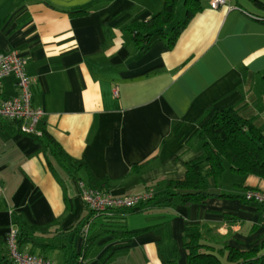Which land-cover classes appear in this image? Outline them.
Masks as SVG:
<instances>
[{"label":"crops","instance_id":"0c3cea01","mask_svg":"<svg viewBox=\"0 0 264 264\" xmlns=\"http://www.w3.org/2000/svg\"><path fill=\"white\" fill-rule=\"evenodd\" d=\"M211 1L202 0L169 48L158 34L137 45L129 30L162 12L163 0H0V53L17 50L27 61L32 102L45 111L40 137L83 163L81 179L69 177L51 148L21 132L19 122L0 120L1 264H13L4 256L14 214L31 225L53 224L52 233L36 238L51 244L52 260L80 251L84 239L70 230L88 212L78 183L92 179L120 197L153 188L158 203L97 218L124 216L138 233L99 237L85 264H188L190 224L209 245L201 252L223 259L228 248L264 244L263 206L244 199L248 189L264 191V178L237 173L225 161L219 180L208 179L213 195L194 204L170 195L167 185L184 180L186 164L205 155L197 134L215 111L235 107L264 130V0H227L219 8ZM77 8L86 12L71 13ZM184 9L178 0L175 18ZM17 93L14 77L2 81L0 99ZM59 228L63 240L55 236Z\"/></svg>","mask_w":264,"mask_h":264},{"label":"trees","instance_id":"16d2710c","mask_svg":"<svg viewBox=\"0 0 264 264\" xmlns=\"http://www.w3.org/2000/svg\"><path fill=\"white\" fill-rule=\"evenodd\" d=\"M163 2L164 9L162 12L153 16L149 21L138 22L129 28L137 45L150 43V37L158 34L160 37L166 38L169 48H172L184 28L203 8L202 0H184L185 17L182 21L172 25L178 0H163ZM81 12H86V9L77 8L71 13ZM197 136L203 141L205 155L186 164L187 171L184 180H171L167 183L170 189L169 194H178L184 204L201 203L213 195L209 192L208 179L219 180L225 170V161H228L231 169L237 173L253 174L264 178V130L258 127L253 119L243 117L235 107L215 111L212 117L201 127ZM34 137L53 150L54 155L66 168L69 177L76 180L81 179L78 169L83 165L82 162L71 158L56 146V143L49 136L43 134V137ZM204 160L209 163L208 169L203 167ZM55 175L61 179L56 172ZM61 181L65 183V180L62 179ZM100 183V181L92 179V183L88 186L108 191ZM68 199L71 207L70 198ZM157 199L158 196H154V198L137 206L115 208L110 212H97L83 203L88 211L87 215L82 217L75 227L71 228L70 232L76 235L81 234L84 238L83 228L89 224L88 234L84 238L82 249L77 251V248L73 247L70 255H65L67 256L65 257L66 260L62 263H56L52 260L48 250L50 243L43 244L36 240L37 237H44L46 234L52 233L53 224L31 225L20 221L18 216L14 214L13 225L19 229L18 243L23 250L39 254L48 259L51 258L54 264H85L88 252L95 246V241L99 237L110 236L112 239L127 240L138 233L136 230L127 228L124 223V216L119 217L122 220L107 221L105 223H98L97 218L104 217L109 220L116 217H108L110 213L125 215L138 212L155 204ZM244 199L246 200L245 196ZM185 232V245L189 250L188 264H264V244L255 246L245 252L236 248H228L226 259H223L221 254L209 249L201 252L200 248L202 246L209 245L202 243V233L197 225H188ZM55 236L59 240H63L64 231L59 228L56 230ZM37 245H40L39 248H35ZM53 248L55 249V247ZM8 257L9 254L4 256L5 259ZM7 261L11 262L9 259ZM166 261L167 264H177L176 259Z\"/></svg>","mask_w":264,"mask_h":264},{"label":"built area","instance_id":"2783aa9c","mask_svg":"<svg viewBox=\"0 0 264 264\" xmlns=\"http://www.w3.org/2000/svg\"><path fill=\"white\" fill-rule=\"evenodd\" d=\"M226 4L227 0L211 1L212 8H219ZM26 64V59L17 50L0 53V86L6 78L14 77L18 88V93L15 96L0 99V120L10 119L17 121L20 124L21 132L28 135L41 136L42 132L38 128V124L45 115V111L43 108L35 106L32 102V77L26 70ZM78 184L83 203L97 212H110L115 208L134 207L155 196L153 188L136 195L120 197L114 196L109 191L90 187L83 182ZM4 192L5 187L0 183V195L4 194ZM245 198L247 201L257 202L263 206L262 222L264 224V191L248 189L245 193ZM88 230L89 224L83 228L85 237L88 234ZM18 235L19 229L12 224L6 234V242L9 259L13 264H54L51 259L23 250L18 243Z\"/></svg>","mask_w":264,"mask_h":264},{"label":"rangeland","instance_id":"374dc122","mask_svg":"<svg viewBox=\"0 0 264 264\" xmlns=\"http://www.w3.org/2000/svg\"><path fill=\"white\" fill-rule=\"evenodd\" d=\"M184 2V0H179V4L181 5L182 3ZM179 9V8H178ZM185 14H186V10L184 9L183 13H182V16L179 17V15L176 16V18L174 19L173 21V24L172 25H175L177 22H180L184 19L185 17ZM182 19V20H181ZM227 183H230L232 181L233 183V180H230V179H226ZM85 238V237H84ZM83 238V239H84ZM54 251V250H53ZM61 254V252H60ZM60 254H53V257L55 259V261L57 260L56 263H60L62 260H63V254L60 258ZM122 257H127V256H124V254L122 255ZM1 264V263H0ZM136 264V263H135Z\"/></svg>","mask_w":264,"mask_h":264}]
</instances>
